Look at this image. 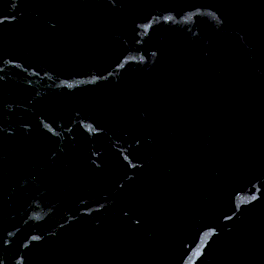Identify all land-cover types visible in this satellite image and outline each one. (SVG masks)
<instances>
[{
    "label": "water",
    "instance_id": "obj_1",
    "mask_svg": "<svg viewBox=\"0 0 264 264\" xmlns=\"http://www.w3.org/2000/svg\"><path fill=\"white\" fill-rule=\"evenodd\" d=\"M0 264H264V0H0Z\"/></svg>",
    "mask_w": 264,
    "mask_h": 264
}]
</instances>
